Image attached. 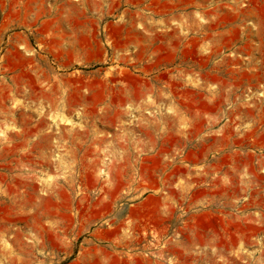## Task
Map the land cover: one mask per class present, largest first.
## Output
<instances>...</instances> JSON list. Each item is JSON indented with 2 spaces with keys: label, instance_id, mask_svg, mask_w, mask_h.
Wrapping results in <instances>:
<instances>
[{
  "label": "rangeland",
  "instance_id": "374dc122",
  "mask_svg": "<svg viewBox=\"0 0 264 264\" xmlns=\"http://www.w3.org/2000/svg\"><path fill=\"white\" fill-rule=\"evenodd\" d=\"M0 264H264V0H0Z\"/></svg>",
  "mask_w": 264,
  "mask_h": 264
}]
</instances>
